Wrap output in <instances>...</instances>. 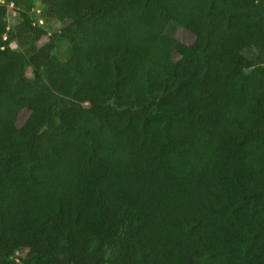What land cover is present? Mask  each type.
I'll list each match as a JSON object with an SVG mask.
<instances>
[{
  "label": "trees",
  "instance_id": "obj_1",
  "mask_svg": "<svg viewBox=\"0 0 264 264\" xmlns=\"http://www.w3.org/2000/svg\"><path fill=\"white\" fill-rule=\"evenodd\" d=\"M6 1L0 264H264V0Z\"/></svg>",
  "mask_w": 264,
  "mask_h": 264
},
{
  "label": "rangeland",
  "instance_id": "obj_2",
  "mask_svg": "<svg viewBox=\"0 0 264 264\" xmlns=\"http://www.w3.org/2000/svg\"><path fill=\"white\" fill-rule=\"evenodd\" d=\"M0 2L9 4V5H7L8 6L7 19L10 23V27H12L17 21L16 12L13 10V5L11 3H7L6 0H0ZM34 4H35V8L33 9V15L37 16L38 14H40L43 6H42L40 0H34ZM167 31L170 33H175L176 37L178 39H180L181 41H183L187 44L193 43V41L195 39L194 36L190 32H188L185 28L178 26L177 24H173V23L170 24ZM43 41H45V39H43ZM63 49H64V47H63ZM63 49H61V51L60 50L58 51V54L60 56H62L64 54ZM27 74H28V76L33 75L30 69L27 71ZM27 114H28L27 111L22 112V114L20 116V120H19L20 124L25 120Z\"/></svg>",
  "mask_w": 264,
  "mask_h": 264
}]
</instances>
